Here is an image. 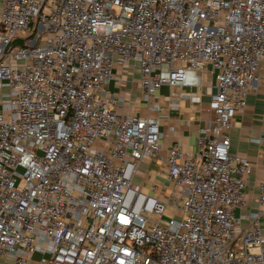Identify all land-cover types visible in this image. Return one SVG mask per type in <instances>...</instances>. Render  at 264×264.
Returning a JSON list of instances; mask_svg holds the SVG:
<instances>
[{
    "label": "built area",
    "instance_id": "1",
    "mask_svg": "<svg viewBox=\"0 0 264 264\" xmlns=\"http://www.w3.org/2000/svg\"><path fill=\"white\" fill-rule=\"evenodd\" d=\"M129 63L151 112L162 86L214 83L195 156L121 112L107 86ZM259 87L264 0H0V264H264L229 138ZM149 159L166 200L133 185Z\"/></svg>",
    "mask_w": 264,
    "mask_h": 264
},
{
    "label": "crops",
    "instance_id": "2",
    "mask_svg": "<svg viewBox=\"0 0 264 264\" xmlns=\"http://www.w3.org/2000/svg\"><path fill=\"white\" fill-rule=\"evenodd\" d=\"M112 94L123 99L121 112L129 116H152L158 120L162 138L159 142L160 155L165 157L168 151L179 145L184 153L195 156L197 154V138L202 129H208L213 119L209 112L210 95L215 93L214 83H205L203 87L176 88L160 87L152 96L149 105L158 107V111H149L139 89V71L135 65L129 63L126 67H116L113 71ZM197 97L198 102L191 100ZM230 154L237 160H244L249 165L246 176V204L234 211V216H243L242 226L249 224L252 214H258L260 228L264 237V204H259L258 185L263 181L264 174V95L259 87L250 91L246 97L245 108L234 117L230 131ZM237 162L232 166L236 167ZM133 185L150 196L166 200L169 183L165 178V171L156 159L143 161L137 169ZM169 214V213H167Z\"/></svg>",
    "mask_w": 264,
    "mask_h": 264
},
{
    "label": "rangeland",
    "instance_id": "3",
    "mask_svg": "<svg viewBox=\"0 0 264 264\" xmlns=\"http://www.w3.org/2000/svg\"><path fill=\"white\" fill-rule=\"evenodd\" d=\"M17 37H18L19 39H23V38H25L26 36H25V35L18 34ZM108 88H109V91H111V92L114 91V89L112 88V85H111L110 87H108ZM171 216H172V214H165V215L163 216V220L169 219V217H171ZM175 216H176V217H179V214L176 213ZM39 258H41V256L35 255V256H33V261H38Z\"/></svg>",
    "mask_w": 264,
    "mask_h": 264
}]
</instances>
